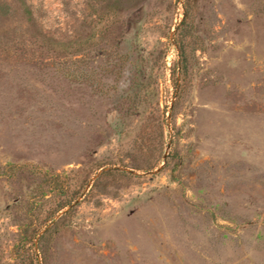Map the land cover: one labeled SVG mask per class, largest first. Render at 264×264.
I'll return each mask as SVG.
<instances>
[{"label": "rangeland", "instance_id": "1", "mask_svg": "<svg viewBox=\"0 0 264 264\" xmlns=\"http://www.w3.org/2000/svg\"><path fill=\"white\" fill-rule=\"evenodd\" d=\"M185 1L0 0V264H264V0H192L177 95Z\"/></svg>", "mask_w": 264, "mask_h": 264}, {"label": "trees", "instance_id": "2", "mask_svg": "<svg viewBox=\"0 0 264 264\" xmlns=\"http://www.w3.org/2000/svg\"><path fill=\"white\" fill-rule=\"evenodd\" d=\"M184 8V17L181 22V24L178 26L177 35L175 38V44L177 46V49L179 50V59L177 62L176 67L173 71V85L176 90V94L179 95L183 89L184 84L188 72V63L186 60V50L184 47V38L181 34L182 29L186 27L189 23V21L192 18L193 11H192V0H186L183 4ZM28 173L31 176H34L40 180L39 190L37 198L32 199L30 202V210H29V222L28 224H24L21 227L20 230V242L27 244L31 241V236L38 232L39 228L36 227L37 222L40 220V216L42 215V204L40 205V201L44 200L47 194H51L52 196H59V197H65L69 194L70 191V185L68 177L59 174V173H52L48 170L35 167L30 164L26 165H11L6 168V170L3 172V175H5L8 178H14L19 173ZM71 206L70 203L68 205L60 206L58 209L53 211L52 213L48 214L45 220H43V224L46 222L52 220L56 215L64 210L66 207ZM77 206H71L67 211L64 212L62 216H60L57 221L55 220L50 227H48L41 240L45 239L48 236H55L61 232L59 224L60 222L69 216L72 211ZM32 228V234L30 233V230ZM42 243V242H41Z\"/></svg>", "mask_w": 264, "mask_h": 264}]
</instances>
